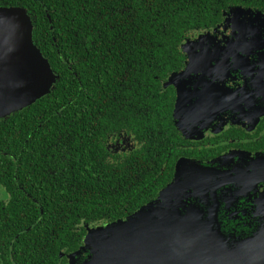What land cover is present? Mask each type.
I'll use <instances>...</instances> for the list:
<instances>
[{"label": "trees", "instance_id": "16d2710c", "mask_svg": "<svg viewBox=\"0 0 264 264\" xmlns=\"http://www.w3.org/2000/svg\"><path fill=\"white\" fill-rule=\"evenodd\" d=\"M0 7L25 10L56 76L47 95L0 119V187L11 198L3 211L20 210L12 222L21 233L32 213L50 220L46 228L66 222L69 238L80 231L69 251L84 232L126 220L170 183L179 137L174 91L162 84L183 66V43L235 9L264 18V0H0Z\"/></svg>", "mask_w": 264, "mask_h": 264}, {"label": "flooded vegetation", "instance_id": "af4514ba", "mask_svg": "<svg viewBox=\"0 0 264 264\" xmlns=\"http://www.w3.org/2000/svg\"><path fill=\"white\" fill-rule=\"evenodd\" d=\"M204 34L206 38L183 43V66L169 75L175 82L167 88L174 91L172 123L179 137L171 150V181L178 172L185 184L190 178V190L193 174L183 169L200 173L194 193L180 194L173 207L180 213L190 209L197 214L198 209L204 219L215 212L219 230L233 246L264 235V22L237 24L225 14ZM115 150L123 147L118 144ZM10 201L0 187V264H70L88 231L78 248L69 251L79 230L69 238L66 222L46 228L51 222L45 215L29 213L34 219L30 226L38 229L29 226L24 232L30 236L19 239L24 232L19 220L12 219L20 210L3 211Z\"/></svg>", "mask_w": 264, "mask_h": 264}, {"label": "water", "instance_id": "95a60500", "mask_svg": "<svg viewBox=\"0 0 264 264\" xmlns=\"http://www.w3.org/2000/svg\"><path fill=\"white\" fill-rule=\"evenodd\" d=\"M231 15L237 24L246 20L264 22L260 13L235 9ZM32 29L24 9L0 7V119L47 95L56 80L48 61L32 41ZM206 34L200 37L206 38ZM172 85L175 86L173 75L164 87ZM183 172L200 174L189 168ZM178 177L177 172L156 200L126 220L89 229L84 246L70 255V264H77L84 253L87 256L81 264H264V235L228 246L229 239L219 230L215 212L206 220L198 209L195 212L199 215L190 209L180 213L177 205L173 207V199L184 194L176 186L189 190L186 184L190 178L185 184Z\"/></svg>", "mask_w": 264, "mask_h": 264}, {"label": "rangeland", "instance_id": "374dc122", "mask_svg": "<svg viewBox=\"0 0 264 264\" xmlns=\"http://www.w3.org/2000/svg\"><path fill=\"white\" fill-rule=\"evenodd\" d=\"M198 174H195V175H193V177H192V187L194 188V186H195V182L198 180ZM192 188V189H193ZM192 189H190V190H187L185 187H183V186H179V188H178V190L179 191H182L184 194H187V196L188 197H190L193 193H194V191L192 190ZM193 191V192H192Z\"/></svg>", "mask_w": 264, "mask_h": 264}]
</instances>
